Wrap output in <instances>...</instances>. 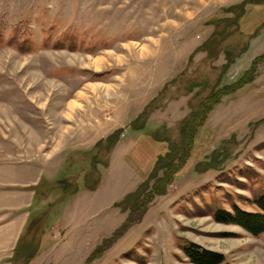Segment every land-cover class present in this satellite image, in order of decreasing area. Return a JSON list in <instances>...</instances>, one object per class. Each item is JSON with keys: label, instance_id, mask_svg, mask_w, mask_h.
<instances>
[{"label": "rangeland", "instance_id": "1", "mask_svg": "<svg viewBox=\"0 0 264 264\" xmlns=\"http://www.w3.org/2000/svg\"><path fill=\"white\" fill-rule=\"evenodd\" d=\"M260 4L0 0V185L10 170L62 164L36 185L33 218L15 251L19 264L62 240L51 227L65 207L77 210L74 201L107 203L114 191H133L144 169L150 175L160 156L184 142L182 124L218 86L252 69L264 54ZM218 22L214 46L202 50ZM253 76L209 114L164 199L93 264H193L184 253L189 244L222 254L225 264H264V234L215 220L219 211L257 212L264 196V62ZM122 214L104 212L81 239H69L79 249L44 255L42 264H87L126 222Z\"/></svg>", "mask_w": 264, "mask_h": 264}, {"label": "trees", "instance_id": "2", "mask_svg": "<svg viewBox=\"0 0 264 264\" xmlns=\"http://www.w3.org/2000/svg\"><path fill=\"white\" fill-rule=\"evenodd\" d=\"M261 5L264 4H260V6ZM244 15H246V13ZM220 23L221 22L214 23L215 30L209 40L202 45V50L207 51L205 50L207 47L214 46L211 43L218 37V24ZM243 52H246V50ZM230 54L231 53H226V60L228 63L234 62L233 60L229 62L231 58L229 56ZM209 55L213 58L212 52L211 54L209 53ZM261 62H264V54L253 61L252 69L245 73L239 81L223 87L218 86L217 90L212 93L210 98L202 106L200 105L198 110L194 112L188 121L182 124L180 134L182 136L186 135L185 140L183 139L184 142L177 147L171 148L169 150L170 152L165 156H160L155 163V167H153V173L151 172L135 191L126 195L120 203L115 205V207L120 208L123 213H128V219L111 238L106 239L103 244L96 249L95 253L88 259L87 264H93L96 259L101 258L102 255L112 248L117 240L122 238L128 230L143 220L158 197L167 194V187L173 182L177 172L187 163L195 141V135L198 130L206 124L209 114L221 103L222 98L225 96L230 97L248 84H251L254 80V72ZM118 141L119 139L115 138L111 150L117 145ZM201 164L208 165V160ZM200 166L196 167L198 172H205L213 169L212 167H208L206 170L201 171ZM160 172L164 173V177H159ZM158 180L160 182H158ZM153 181L155 184L153 188H151V183ZM159 183H164V186H160ZM91 190L93 191L95 189ZM254 204L258 209L257 212H246L240 208H235L234 213L219 211L215 214V220L219 223L237 225L253 236H260L264 234V196L259 197ZM38 251L39 247L31 254L27 253L25 264H30L38 255ZM184 253L193 264H225L226 262L222 254L203 249L195 244L186 246L184 248ZM16 258H19L18 254Z\"/></svg>", "mask_w": 264, "mask_h": 264}, {"label": "crops", "instance_id": "3", "mask_svg": "<svg viewBox=\"0 0 264 264\" xmlns=\"http://www.w3.org/2000/svg\"><path fill=\"white\" fill-rule=\"evenodd\" d=\"M122 143L123 142L119 143L116 149L117 151L123 147V152L126 148V145H123ZM61 165L62 164L59 161L49 159L42 164L33 163L23 169L19 168L15 171L10 170V172L3 177L5 184L0 185V264H19L20 258L15 257V251L22 235L28 229V224H30L31 219L33 218L31 216L32 210L30 208L35 206L36 203V185L41 182V179L44 178V176L49 177L53 172V168L58 166L59 170ZM111 166L112 165L110 164L108 169H111ZM57 171L54 172V174H58ZM137 175H139V173ZM148 175L149 174H147V171L145 172L144 169L142 172V178L133 184V191L136 190L138 185L143 182V179H146V176ZM99 189L100 188L98 187V189L92 193L95 195ZM131 192L124 191L121 193L119 191H114L107 203L98 201V199H100L98 197V199L94 201L91 200V202L87 203L82 200L74 201V208L77 210L72 209V206L65 207L60 221L57 220L58 222L56 225L58 224V226L52 225L51 227L52 231H55L58 228L60 229V233L63 235L62 240L53 243L52 246L47 244L43 249L39 247L38 255L30 264H38L39 262H41L39 264H42V259L47 255L52 257L53 254L55 255L57 253V255H59L70 248L79 249V242L72 245V241L69 239L74 235L78 236V239H81L83 232L87 231V224L103 219L101 216L104 212L110 213V211H112L122 214L119 209H116L115 205ZM164 197L158 198L156 202L160 199H164ZM122 215V221H125V214ZM130 235L131 234L128 233L124 239L129 238ZM56 237L57 236L54 235V239ZM97 243L94 245L92 243L91 248L89 247L87 253L96 247ZM82 264H84V262H82Z\"/></svg>", "mask_w": 264, "mask_h": 264}]
</instances>
